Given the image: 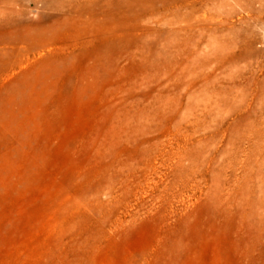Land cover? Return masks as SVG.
Segmentation results:
<instances>
[{"label":"rangeland","instance_id":"obj_1","mask_svg":"<svg viewBox=\"0 0 264 264\" xmlns=\"http://www.w3.org/2000/svg\"><path fill=\"white\" fill-rule=\"evenodd\" d=\"M150 1L0 0V264H264V3Z\"/></svg>","mask_w":264,"mask_h":264},{"label":"bare ground","instance_id":"obj_2","mask_svg":"<svg viewBox=\"0 0 264 264\" xmlns=\"http://www.w3.org/2000/svg\"><path fill=\"white\" fill-rule=\"evenodd\" d=\"M148 1H150V0H148ZM250 3L252 2V0H248ZM258 1V0H257ZM263 3H264V0H261ZM55 2V1H54ZM56 2H57V5H58V7H62L63 5H64V3H65V0H56ZM70 2V1H69ZM71 2H72V0H71ZM118 2H120V1H118ZM133 2V1H132ZM140 2V1H139ZM256 2V1H255ZM126 3V2H125ZM142 3V2H141ZM147 3V2H146ZM213 3H215V1H213ZM213 3L211 2V4L213 5ZM69 4V3H68ZM121 4H122V2H121ZM124 4V3H123ZM129 4H131V2L129 3ZM129 4H127V5H129ZM135 4V3H134ZM215 4H217V3H215ZM225 4V3H224ZM249 4V3H248ZM252 4V3H251ZM259 4H261V3H259ZM66 5V4H65ZM131 5H133V4H131ZM141 5V4H140ZM145 5V4H144ZM146 5H148V4H146ZM254 5V4H253ZM50 6V5H49ZM66 7V6H65ZM133 7V6H132ZM141 7V6H140ZM160 7H164V8H166L164 5H162V6H159L158 4H156L153 0H152V2L150 1V5L149 6H145L144 8L142 7V9H140V10H142V12H144V11H151V13L152 14H160L159 13V11H158V9L160 8ZM223 7V6H222ZM64 8V7H63ZM73 8V7H72ZM128 8V7H127ZM262 8H264V5H263V7ZM97 9V8H96ZM126 9V8H125ZM131 9V8H130ZM56 10H57V8H56ZM136 10H138V9H136ZM164 10V13H165V9H163ZM71 11V10H70ZM139 11V10H138ZM146 13V12H145ZM161 14H163V13H161ZM250 14V13H249ZM142 15V14H141ZM161 16V15H160ZM261 16V15H260ZM162 17H164V16H162ZM255 17V16H254ZM156 19H159V17H156ZM261 18L259 17V20H260ZM263 21V20H262ZM261 21V22H262ZM246 24V23H245ZM262 24H263V22H262ZM256 25V24H255ZM248 26H249V22H248ZM248 26H246V27H248ZM254 26V25H253ZM12 27V26H11ZM231 26H229V30H230V34L233 32V31H231V30H233V28H230ZM250 27V26H249ZM181 29V28H180ZM180 29H178V30H180ZM176 29H174V31H175ZM235 30V29H234ZM245 30V29H244ZM243 30V31H244ZM251 30V29H250ZM240 31H241V29H240ZM246 31V30H245ZM249 30H247V34L248 33H250V32H248ZM229 32V31H228ZM235 32V31H234ZM233 32V33H234ZM176 33V32H175ZM174 33V34H175ZM230 34L229 33H227V34H225V36H222V38H221V58H225V57H227V53H228V51H229V53H230V50H229V47H231V45H232V43L234 42L235 43V40L236 41H238L239 39H238V36H240V34H238V32H237V39H236V37H235V35H232V36H230ZM245 34V33H244ZM244 34H241V36H243L242 38L244 39V38H246L247 40H249V44L248 45H251L252 44V42L250 43V41H253L254 39V37L253 38H251V39H253V40H250L249 39V35H244ZM252 34V33H251ZM254 34V33H253ZM255 36V35H254ZM210 39H211V35H210V37H209ZM214 38V39H213ZM212 39H213V42L214 43H219V41L218 42H216L217 40L215 39V36L213 37ZM216 38H217V36H216ZM212 39L211 40H209V39H205L206 40V42H212ZM208 40V41H207ZM190 41H191V39H190ZM240 41H242V40H240ZM245 41V40H244ZM208 42V43H209ZM168 43H170V40L168 41ZM208 43H207V45H208ZM240 43H242V42H240ZM244 43H246V42H244ZM248 43V42H247ZM44 44V43H43ZM206 45V46H207ZM211 44L209 43V46H210ZM247 45V46H248ZM212 46H213V44H212ZM233 46V45H232ZM246 46V45H245ZM104 47H106V45L104 46ZM215 47H217V46H215ZM251 47V46H250ZM245 48V50L243 51V52H241L239 55H230L229 57L231 58V60H233V62L235 63V66H238V61L239 60H241V59H246L247 57H249V55H251L252 53H256V51H254V49L252 50L251 48H246V47H244ZM253 48V47H252ZM214 49V48H213ZM215 49H217V48H215ZM107 50V49H106ZM108 51H109V49H108ZM214 51V50H213ZM217 51V50H216ZM112 52V51H111ZM207 52V51H206ZM218 52V51H217ZM104 53V52H103ZM210 54V53H209ZM216 54V53H215ZM257 54V53H256ZM108 55V54H107ZM212 55H214V52H213V54ZM211 55V56H212ZM218 55H219V53H218ZM112 56V55H111ZM205 56V55H204ZM215 57H217V55H214ZM107 57V56H106ZM115 57V56H114ZM108 58V57H107ZM214 58V57H213ZM207 59V58H206ZM218 59V58H217ZM249 59V58H248ZM248 59H247V61H248ZM108 60V59H107ZM116 60V59H115ZM230 60V59H229ZM208 60H206V62H207ZM237 61V62H236ZM111 62V61H110ZM236 68V67H235ZM236 70V69H235ZM264 92V91H263ZM264 94V93H263ZM264 96V95H263Z\"/></svg>","mask_w":264,"mask_h":264}]
</instances>
